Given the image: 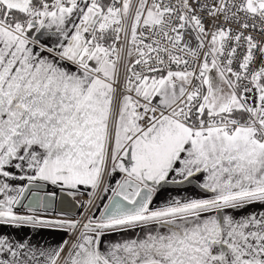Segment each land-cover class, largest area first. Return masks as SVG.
Instances as JSON below:
<instances>
[{
	"label": "snow or ice",
	"instance_id": "obj_1",
	"mask_svg": "<svg viewBox=\"0 0 264 264\" xmlns=\"http://www.w3.org/2000/svg\"><path fill=\"white\" fill-rule=\"evenodd\" d=\"M0 264H264V0H0Z\"/></svg>",
	"mask_w": 264,
	"mask_h": 264
},
{
	"label": "water",
	"instance_id": "obj_2",
	"mask_svg": "<svg viewBox=\"0 0 264 264\" xmlns=\"http://www.w3.org/2000/svg\"><path fill=\"white\" fill-rule=\"evenodd\" d=\"M64 201H65L64 208L66 213H69V215H73L74 213H76V211L79 208V205L76 204L75 200H73L72 197L65 196Z\"/></svg>",
	"mask_w": 264,
	"mask_h": 264
},
{
	"label": "built area",
	"instance_id": "obj_3",
	"mask_svg": "<svg viewBox=\"0 0 264 264\" xmlns=\"http://www.w3.org/2000/svg\"><path fill=\"white\" fill-rule=\"evenodd\" d=\"M80 199H87V197L86 196H84V197H80ZM81 211V209L80 208H78V210L76 211V213H74L72 216H75V215H78V213Z\"/></svg>",
	"mask_w": 264,
	"mask_h": 264
},
{
	"label": "crops",
	"instance_id": "obj_4",
	"mask_svg": "<svg viewBox=\"0 0 264 264\" xmlns=\"http://www.w3.org/2000/svg\"><path fill=\"white\" fill-rule=\"evenodd\" d=\"M67 215H69V213H67ZM69 216H72V215H69ZM44 235H46V236H47V235H49V234H48V233H45ZM54 235H56V234H54Z\"/></svg>",
	"mask_w": 264,
	"mask_h": 264
}]
</instances>
